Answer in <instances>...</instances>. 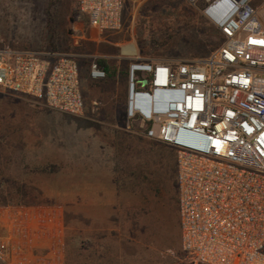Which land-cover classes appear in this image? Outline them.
Here are the masks:
<instances>
[{
	"label": "rangeland",
	"instance_id": "1",
	"mask_svg": "<svg viewBox=\"0 0 264 264\" xmlns=\"http://www.w3.org/2000/svg\"><path fill=\"white\" fill-rule=\"evenodd\" d=\"M221 43L189 0H126L122 28L104 33L78 0H0V48L79 55L86 104L70 115L0 91V204L62 207L67 264H195L181 245L176 152L128 119L130 71ZM98 59L118 74L93 80Z\"/></svg>",
	"mask_w": 264,
	"mask_h": 264
},
{
	"label": "built area",
	"instance_id": "2",
	"mask_svg": "<svg viewBox=\"0 0 264 264\" xmlns=\"http://www.w3.org/2000/svg\"><path fill=\"white\" fill-rule=\"evenodd\" d=\"M189 1L220 31L221 45L176 65L135 61L127 117L176 152L181 245L189 259L264 264V0ZM125 2L78 0V10L100 33L115 32ZM80 59L1 47L0 91L81 115ZM89 72L106 78L97 60ZM9 250L0 228L1 262Z\"/></svg>",
	"mask_w": 264,
	"mask_h": 264
},
{
	"label": "crops",
	"instance_id": "3",
	"mask_svg": "<svg viewBox=\"0 0 264 264\" xmlns=\"http://www.w3.org/2000/svg\"><path fill=\"white\" fill-rule=\"evenodd\" d=\"M64 211L60 206L0 208L9 254L0 264H67Z\"/></svg>",
	"mask_w": 264,
	"mask_h": 264
},
{
	"label": "trees",
	"instance_id": "4",
	"mask_svg": "<svg viewBox=\"0 0 264 264\" xmlns=\"http://www.w3.org/2000/svg\"><path fill=\"white\" fill-rule=\"evenodd\" d=\"M51 13L52 12H50L49 10L47 11V14L49 16L52 15ZM209 24L212 25L211 23H209ZM218 32L220 33L219 30H218ZM220 35L222 36L221 33H220ZM55 48H57V47H55ZM97 61H98L99 65L106 70V74H108L109 79L114 78L118 74V72H119L118 67L112 65L107 59H98ZM10 205H13V204L12 203H10V204L9 203L8 204H0V206H10Z\"/></svg>",
	"mask_w": 264,
	"mask_h": 264
},
{
	"label": "bare ground",
	"instance_id": "5",
	"mask_svg": "<svg viewBox=\"0 0 264 264\" xmlns=\"http://www.w3.org/2000/svg\"><path fill=\"white\" fill-rule=\"evenodd\" d=\"M137 61V60H136Z\"/></svg>",
	"mask_w": 264,
	"mask_h": 264
}]
</instances>
